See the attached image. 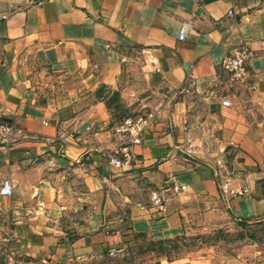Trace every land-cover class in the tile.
I'll return each instance as SVG.
<instances>
[{"label": "crops", "instance_id": "crops-1", "mask_svg": "<svg viewBox=\"0 0 264 264\" xmlns=\"http://www.w3.org/2000/svg\"><path fill=\"white\" fill-rule=\"evenodd\" d=\"M241 45L252 56L233 82L220 63ZM137 62L177 101L116 168L123 138L95 94ZM0 121L17 130L0 146V183L13 187L0 196V245L21 258L1 264L119 247L129 235L168 240L199 219L264 220V0H0ZM138 180L135 203L120 186Z\"/></svg>", "mask_w": 264, "mask_h": 264}, {"label": "rangeland", "instance_id": "rangeland-1", "mask_svg": "<svg viewBox=\"0 0 264 264\" xmlns=\"http://www.w3.org/2000/svg\"><path fill=\"white\" fill-rule=\"evenodd\" d=\"M133 68L134 74L129 70L118 86L103 87L95 94L114 131L127 121L148 124L160 109L173 108L177 101V90L159 88L157 79L145 73L141 63H133ZM141 184L138 180L133 185L120 186L122 196L130 194L135 203L141 202L145 196ZM213 225L208 218L199 219L197 225L168 240L129 235L113 257L108 255V248H103L43 264H264V220L232 222L222 227ZM2 259L13 263L21 258L9 250L4 252L0 245V264Z\"/></svg>", "mask_w": 264, "mask_h": 264}, {"label": "built area", "instance_id": "built-area-1", "mask_svg": "<svg viewBox=\"0 0 264 264\" xmlns=\"http://www.w3.org/2000/svg\"><path fill=\"white\" fill-rule=\"evenodd\" d=\"M187 30V23L180 25L178 32L179 41H183L186 38ZM251 56L252 53L248 47L241 45L223 56L220 63L221 70L229 76L231 81L241 82L247 75V62ZM221 106L224 108H231L232 104L230 99L223 98L221 100ZM146 125V123L138 122L136 124H132L131 121H127L124 126L115 130V133L120 134L123 139L120 141V146L117 151L114 152L110 159L111 165L116 168H122L126 165H130L134 161L128 142L131 144H138L140 141V134ZM16 133L17 130L11 124H8L5 121H0V146H8L13 143L15 141L14 139ZM184 188L185 187H181L180 190H183ZM175 191H178V189H175ZM12 192L13 187L10 178H2L0 183V196L9 197L12 195ZM155 203L160 204L161 201L159 199H155ZM118 252V247L108 248V255L111 257L115 256Z\"/></svg>", "mask_w": 264, "mask_h": 264}]
</instances>
